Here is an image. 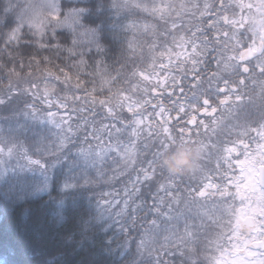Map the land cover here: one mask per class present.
Wrapping results in <instances>:
<instances>
[{
	"label": "trees",
	"instance_id": "16d2710c",
	"mask_svg": "<svg viewBox=\"0 0 264 264\" xmlns=\"http://www.w3.org/2000/svg\"><path fill=\"white\" fill-rule=\"evenodd\" d=\"M57 2L60 15L37 29L27 1L0 0V10L14 5L7 19L0 11V141L15 145L0 157V264H213L234 253L240 237L221 240V251L214 243L239 222L233 159L264 143V74L246 57L245 0ZM74 9L86 11L73 27L64 17ZM46 78L51 98L75 100L70 122L41 112ZM163 126L176 143L185 129L189 143L208 147L179 180L162 167L145 180Z\"/></svg>",
	"mask_w": 264,
	"mask_h": 264
},
{
	"label": "snow or ice",
	"instance_id": "6c2138e0",
	"mask_svg": "<svg viewBox=\"0 0 264 264\" xmlns=\"http://www.w3.org/2000/svg\"><path fill=\"white\" fill-rule=\"evenodd\" d=\"M133 7L136 8H142L144 11H148V7L146 5H141L138 2H134L132 4ZM205 7H208V5H205ZM248 7H252V5H248ZM14 10V5L11 3H8L5 5V7L0 10L3 13V18L7 19L8 15L11 14ZM31 12V15L27 19V23L29 28H37L41 25H43L44 20L41 19V17L51 16L53 18H56L60 15V7L57 2V0H39V3H30L27 8L25 9V13ZM85 9H74L72 10L71 14L65 15L64 22L71 24V26H76L80 22V18L84 16ZM153 12L160 11L156 6H153L152 8ZM258 11L261 13V19L259 21L253 20L251 21V26L254 31H259L262 36L261 39L264 41V0H261L260 7L258 8ZM243 19V17H242ZM18 23L17 26L12 29V31L9 33L10 39L16 38V33L20 30L21 27H23L24 19L23 16L17 17ZM2 22V20H0ZM232 24H239V21L232 20L230 21ZM90 31L95 34L97 31H99V28L97 29H90ZM225 37L228 36V33L223 34ZM218 39V38H217ZM193 52H196V47L193 46L192 49ZM246 57L251 59L255 57L257 61H260V63H257L256 67L259 69L261 74H264V46H261L259 48L250 47L247 50ZM229 59H235V57H229ZM241 60L245 59V56L240 57ZM14 71V69L12 70ZM63 71V70H61ZM243 71L247 73L249 71V68L247 66H243ZM147 78V77H146ZM175 84V81H173ZM243 83V80L241 81ZM225 89H220V91H224ZM182 91V89H181ZM239 99V97H237ZM5 100L0 98V104H4ZM221 103H224V101H221ZM101 104H104V101H101ZM203 104L205 106H208L210 104V101L205 98L203 100ZM109 112L112 111L111 108L108 109ZM132 109L129 108V111ZM181 112L184 111V108L181 107L179 109ZM207 110V109H206ZM161 112H164L165 110L163 107L160 109ZM217 111L216 108H211V112L215 113ZM194 119L189 121V123H194ZM201 124H203V121H201ZM205 129H207V125H204ZM180 140L189 143V142H195L192 140L191 135H185V129H180ZM149 136H152L153 133L151 129H149L148 132ZM3 141H0V157L7 154L9 157H11L13 153V149L15 145H9L8 147L4 146ZM176 143V137L172 135L170 132L169 127L163 126L161 128V137L158 141V147L155 149V151L152 153L153 158L148 160L147 167L142 168L141 171L143 172V178L145 180L151 179L153 175L156 174L157 168L161 167L158 161L161 160L162 156L170 149L172 145ZM147 148V145H145ZM203 150L208 147V145L202 144ZM215 147V145H213ZM245 148L247 145L244 146ZM235 148H226L225 151L229 154L234 152ZM31 163L39 164V161H31ZM243 163V162H242ZM259 164L260 167L257 170L256 164ZM241 173L243 176V180L241 183H244L245 190L241 194L239 183L235 184L234 186L237 189V195L241 196L242 201L247 202V210L244 212L245 216V224L248 229L253 230L255 232L256 230V219L257 217L260 219V224L262 225L259 229L258 234L255 235H249V237L245 238L242 247L245 249L246 257H253L254 259H245L241 261L239 258H232L230 261H226L223 259L224 253L221 252V257L214 258L213 264H264V152L261 153V159L259 161H256L255 163H248L247 167L241 169ZM181 177L179 175H173L170 174L169 179L171 181L179 180ZM139 179V177L137 178ZM70 185H66V187H69ZM212 187V185H206V188ZM223 195V193H221ZM200 196L205 195V191H200ZM108 207H114L115 205H118L120 201H113V202H105ZM127 211V201L124 202V207L121 209L117 215H120ZM226 212L230 211L229 209H225ZM153 225H156V221H152ZM239 222H237L236 225V232L231 233L229 236H221L217 241H215L216 250L221 251L223 248V245L221 244V240L228 239L231 243V239L233 236H237L239 233ZM190 234V233H189ZM252 244L253 246L249 248V244ZM233 247H236V245H233ZM138 248L144 249L145 248V241L141 240Z\"/></svg>",
	"mask_w": 264,
	"mask_h": 264
},
{
	"label": "rangeland",
	"instance_id": "374dc122",
	"mask_svg": "<svg viewBox=\"0 0 264 264\" xmlns=\"http://www.w3.org/2000/svg\"><path fill=\"white\" fill-rule=\"evenodd\" d=\"M24 1H27L28 5L30 3H39V0H24ZM174 1L175 0H166V4L167 2H169L170 4H174ZM256 5H254L253 7H255L256 9H258L260 7V4H261V0H253ZM168 10H172V8H169L167 9ZM258 11V10H257ZM172 13V12H170ZM261 19V13L258 11V16H257V19L256 21H259ZM232 20H236L238 21L236 18H232ZM244 23H247V22H244ZM249 25V24H247ZM249 32H251V34L253 35V32H255L254 34V40L257 41V42H261L263 45H264V41H262L261 39V36L262 34L259 32V31H254L252 26L249 25ZM172 37H174V35H172ZM256 46H258L256 44ZM162 54V53H160ZM171 55H169V53L167 54L166 56V59H168V57H170ZM167 63L169 65H173L172 61L171 60H167ZM45 80V83L42 85V89H40L42 91L43 94H45L43 96V99H41V104H42V109L46 112L47 114V118L49 119V121L51 123H55L57 121H71V117H73L71 114H70V108L71 105H73L72 103H74L75 100H65L66 102H63L61 101L59 98H51V95L53 93H51V91H54L55 90V84H51L52 82L50 81L49 78H46ZM51 98V100H50ZM137 109V108H136ZM133 111V110H131ZM81 113L80 114H84L85 112L84 111H80ZM157 114L159 116H161V111L160 110H157ZM142 119L139 118L137 120H135L134 122H136V126H135V129H138L142 124H143V121H141ZM264 151V143H262L256 150H254V152L248 157H243L241 158L240 160H234V163H237L239 166H241L242 168H245L247 167V164L248 163H255L256 161H259L261 159V153ZM228 155V153H227ZM230 158V156H229ZM243 162V163H242ZM259 164L257 163L256 164V167L258 166ZM243 180V176H242V173H240L239 175L236 176L235 178V181H232L231 180V183H239V187H240V190H245L244 188V183H241V181ZM214 187V186H212ZM218 190V188H216ZM113 201H119V200H113ZM247 202L246 201H242L240 202L239 204V209H238V220H239V225H240V228H239V232L242 231V234L239 236H234V237H237V238H241L243 239L240 243H236V249H235V252L234 253H231V254H228V256L224 259L226 261H230L232 258H239L241 261L245 260V259H254L253 257H246V252H245V249L242 247V243L244 241L245 238L249 237V235H255V234H258L259 232V229L260 227L262 226L260 224V219L259 217H257L256 219V230L255 232H253V230L251 229H248L247 226L243 225V221H245V216H244V212L247 210ZM244 232V233H243ZM249 248H251V243L249 244Z\"/></svg>",
	"mask_w": 264,
	"mask_h": 264
},
{
	"label": "clouds",
	"instance_id": "9594fccd",
	"mask_svg": "<svg viewBox=\"0 0 264 264\" xmlns=\"http://www.w3.org/2000/svg\"><path fill=\"white\" fill-rule=\"evenodd\" d=\"M203 147L199 143L178 141L160 160V166L170 174L194 172L200 165Z\"/></svg>",
	"mask_w": 264,
	"mask_h": 264
},
{
	"label": "water",
	"instance_id": "95a60500",
	"mask_svg": "<svg viewBox=\"0 0 264 264\" xmlns=\"http://www.w3.org/2000/svg\"><path fill=\"white\" fill-rule=\"evenodd\" d=\"M243 223L245 224V221H243Z\"/></svg>",
	"mask_w": 264,
	"mask_h": 264
}]
</instances>
